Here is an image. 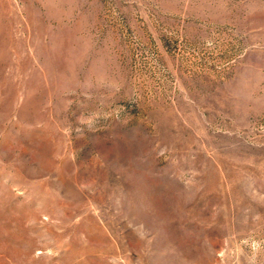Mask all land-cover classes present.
<instances>
[{"label": "rangeland", "instance_id": "1", "mask_svg": "<svg viewBox=\"0 0 264 264\" xmlns=\"http://www.w3.org/2000/svg\"><path fill=\"white\" fill-rule=\"evenodd\" d=\"M0 264H264V0H0Z\"/></svg>", "mask_w": 264, "mask_h": 264}]
</instances>
